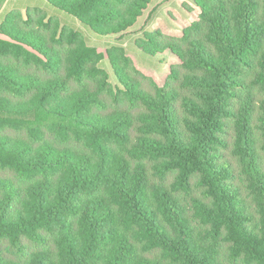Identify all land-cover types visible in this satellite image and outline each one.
<instances>
[{"label": "trees", "instance_id": "obj_1", "mask_svg": "<svg viewBox=\"0 0 264 264\" xmlns=\"http://www.w3.org/2000/svg\"><path fill=\"white\" fill-rule=\"evenodd\" d=\"M155 1L0 12V264H264V0L134 33L162 85L123 46Z\"/></svg>", "mask_w": 264, "mask_h": 264}, {"label": "rangeland", "instance_id": "obj_2", "mask_svg": "<svg viewBox=\"0 0 264 264\" xmlns=\"http://www.w3.org/2000/svg\"><path fill=\"white\" fill-rule=\"evenodd\" d=\"M8 0H0V12L5 7ZM183 3H187L184 0H163L161 4L156 5L153 10L154 13L151 15L148 12H145L142 18L139 20V23L135 28L129 32L124 41L123 46L126 48L128 54L136 63L138 68L146 75L150 76L155 80L158 85H162L167 74L169 67L175 63V60L171 57L169 53H164L162 56L150 58L142 54L136 48L132 49L131 45L132 37L135 35L134 33H140L142 30H160L162 33L170 36H179L180 30L186 26H188L192 21L198 18L199 11L196 8H193L191 13H189L188 19H184L180 13L181 5ZM153 5V4H152ZM151 5V6H152ZM150 6V8H151ZM149 8V9H150ZM167 13H170L173 17V23L175 25L174 28H169L165 22V18ZM171 20V19H170ZM116 42L115 39H105L102 41H97L95 38L90 37L91 46L98 49L100 52H104L105 47L108 43L112 44ZM134 50V51H133ZM142 59H150V62H141ZM105 68L108 72H110L109 66L105 60Z\"/></svg>", "mask_w": 264, "mask_h": 264}, {"label": "crops", "instance_id": "obj_3", "mask_svg": "<svg viewBox=\"0 0 264 264\" xmlns=\"http://www.w3.org/2000/svg\"><path fill=\"white\" fill-rule=\"evenodd\" d=\"M185 2H187L186 0H184ZM161 2H163V0H156L154 3H153V5L151 6V8L150 9H148V11H149V13L151 14V15H153V13H154V9H155V6L156 5H159V4H161ZM188 3V2H187ZM189 5H191V4H189ZM182 6V5H181ZM147 11V12H148ZM153 12V13H152ZM181 13V12H180ZM167 15L168 16H166V18H165V22H166V24L168 25V27L171 29V28H174L175 27V25H174V23H173V17H172V15L170 14V13H167ZM181 15H182V13H181ZM182 17H183V15H182ZM189 17V16H188ZM188 17L187 18H184V19H188ZM171 19V20H170ZM183 29V28H182ZM181 29V30H182ZM181 30H180V33H181ZM181 35V34H180ZM179 35V36H180ZM179 36H177V37H179ZM132 45V44H131ZM133 46V45H132ZM132 49H134V47L132 48ZM134 51V50H133ZM167 53V52H166ZM172 57V56H171ZM173 58V57H172ZM174 59V58H173ZM175 60V59H174ZM147 61V59H142L141 60V62H146ZM148 62V61H147ZM175 63H176V60H175ZM174 63V64H175ZM138 67V66H137Z\"/></svg>", "mask_w": 264, "mask_h": 264}]
</instances>
